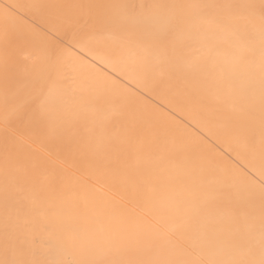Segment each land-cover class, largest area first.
Listing matches in <instances>:
<instances>
[{"label":"bare ground","instance_id":"1","mask_svg":"<svg viewBox=\"0 0 264 264\" xmlns=\"http://www.w3.org/2000/svg\"><path fill=\"white\" fill-rule=\"evenodd\" d=\"M0 264H264V0H0Z\"/></svg>","mask_w":264,"mask_h":264}]
</instances>
